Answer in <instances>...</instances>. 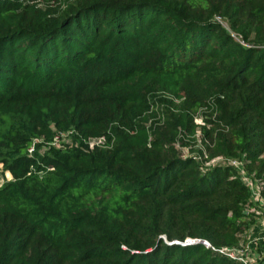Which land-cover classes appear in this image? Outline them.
<instances>
[{"label": "trees", "instance_id": "1", "mask_svg": "<svg viewBox=\"0 0 264 264\" xmlns=\"http://www.w3.org/2000/svg\"><path fill=\"white\" fill-rule=\"evenodd\" d=\"M219 157L264 179V0H0V264H242Z\"/></svg>", "mask_w": 264, "mask_h": 264}, {"label": "built area", "instance_id": "2", "mask_svg": "<svg viewBox=\"0 0 264 264\" xmlns=\"http://www.w3.org/2000/svg\"><path fill=\"white\" fill-rule=\"evenodd\" d=\"M59 138L55 140L53 145H56V143H59ZM103 141H98V142H93L92 147L95 145L102 144ZM34 146H32L29 149V152H33ZM215 163H220L223 165H229L232 167H235L239 169L240 175L243 179V182L249 187V189L252 192L253 198L252 202L254 205H257L258 207L264 206V197H263V192H264V179H258L255 178L254 176H249L246 172L245 169L242 167L239 161L236 159H225L222 157L216 158L211 162L207 163V166L215 164ZM261 204V206L259 205ZM255 211V210H253ZM259 215V212H257ZM194 241H189L188 243H193ZM208 248L211 247V245L208 242L204 243ZM250 245L247 244L242 248H221V249H215L219 253H221L224 256H227L235 261H239L242 264H256L257 259H255L250 252Z\"/></svg>", "mask_w": 264, "mask_h": 264}, {"label": "crops", "instance_id": "3", "mask_svg": "<svg viewBox=\"0 0 264 264\" xmlns=\"http://www.w3.org/2000/svg\"><path fill=\"white\" fill-rule=\"evenodd\" d=\"M264 208L261 217L257 219L256 224L248 234L251 255L257 259L256 264H264Z\"/></svg>", "mask_w": 264, "mask_h": 264}, {"label": "rangeland", "instance_id": "4", "mask_svg": "<svg viewBox=\"0 0 264 264\" xmlns=\"http://www.w3.org/2000/svg\"><path fill=\"white\" fill-rule=\"evenodd\" d=\"M196 122L199 124V123H201V120L198 119V120H196ZM198 137H200V134H198ZM62 140H63V142L69 143L71 139H70V136H69V137H64ZM56 145L59 146L60 143H56ZM193 145H195V144H193ZM203 147H204L203 143L199 140L198 144L193 146L192 149L189 146L188 147H184L181 150V152H182V154H184V156L195 155L196 152L199 149H202ZM47 151H48V147L47 146H42L41 153L47 152ZM10 180H12V175L9 172H5V173L3 171L0 172V187L3 184H5L6 182L10 181ZM259 205L261 206V204H259ZM263 208H264V206H261V207L258 208L259 209L258 210L259 215L257 214V219L261 217V212H263ZM251 212H253V210H251ZM248 233H250V232H248ZM247 242H248V239H247Z\"/></svg>", "mask_w": 264, "mask_h": 264}, {"label": "water", "instance_id": "5", "mask_svg": "<svg viewBox=\"0 0 264 264\" xmlns=\"http://www.w3.org/2000/svg\"><path fill=\"white\" fill-rule=\"evenodd\" d=\"M198 242L205 243V242H203L202 240H198ZM176 243H178V242H176Z\"/></svg>", "mask_w": 264, "mask_h": 264}]
</instances>
